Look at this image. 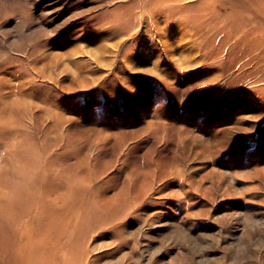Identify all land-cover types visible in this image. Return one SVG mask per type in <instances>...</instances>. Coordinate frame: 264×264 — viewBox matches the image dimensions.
<instances>
[{"label": "rangeland", "instance_id": "1", "mask_svg": "<svg viewBox=\"0 0 264 264\" xmlns=\"http://www.w3.org/2000/svg\"><path fill=\"white\" fill-rule=\"evenodd\" d=\"M0 264H264V0H0Z\"/></svg>", "mask_w": 264, "mask_h": 264}, {"label": "bare ground", "instance_id": "2", "mask_svg": "<svg viewBox=\"0 0 264 264\" xmlns=\"http://www.w3.org/2000/svg\"><path fill=\"white\" fill-rule=\"evenodd\" d=\"M7 110V109H6ZM6 112H8V111H6ZM19 166V165H18ZM54 193V192H53ZM58 196V195H57ZM62 228V227H61ZM51 229V228H50ZM63 229V228H62ZM48 230V229H47ZM64 230V229H63ZM61 232V231H60ZM46 233V232H45ZM59 233V232H58ZM46 234H48V232L46 233ZM49 235V234H48ZM31 256V255H30ZM32 260V259H31Z\"/></svg>", "mask_w": 264, "mask_h": 264}]
</instances>
